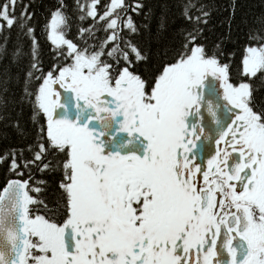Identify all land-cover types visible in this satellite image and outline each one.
Listing matches in <instances>:
<instances>
[{"label":"snow or ice","instance_id":"6c2138e0","mask_svg":"<svg viewBox=\"0 0 264 264\" xmlns=\"http://www.w3.org/2000/svg\"><path fill=\"white\" fill-rule=\"evenodd\" d=\"M98 3L74 0L91 18L80 43L63 34L68 5L50 10L45 69L30 5L0 0V29L30 39L21 100L36 125L26 148L0 152L14 177L0 187V264H264V102L250 83L264 81V31L233 79L232 53L201 42L204 5L182 3L178 45L150 54L131 39L140 3Z\"/></svg>","mask_w":264,"mask_h":264},{"label":"trees","instance_id":"16d2710c","mask_svg":"<svg viewBox=\"0 0 264 264\" xmlns=\"http://www.w3.org/2000/svg\"><path fill=\"white\" fill-rule=\"evenodd\" d=\"M27 2L33 16L31 24L35 29V37L38 43L39 57L47 69L51 64V45L46 36V24L50 10L54 9L59 0H23ZM68 5L66 14L70 17L68 28L64 31L66 38L80 43L77 32L80 27L87 28L91 18L83 21L77 19L78 11L72 5L74 0H63ZM87 2V0H81ZM108 0H99L96 5L99 11ZM129 2V0H125ZM142 5L136 13H131L132 19L139 27L138 32L131 37L134 43L146 48L150 54L157 50L174 49L179 41L178 29L188 25L180 15V5L186 0H136ZM198 8L205 6L208 13L207 23L201 25V42L209 51H214L219 42L220 48L225 54L231 52L230 75L233 79L239 76L240 58L242 49L249 43L247 37L250 32L260 33L264 31V0H192ZM234 3L235 11L229 14V8ZM161 23L163 26L161 27ZM7 35V52L0 56V89L6 87V91H0V152L9 148L22 149L31 144L36 138V125L32 119V105L27 98L21 100L23 71L27 66L30 53V39L15 26L5 33L0 29V43H4L3 36ZM83 35V34H82ZM104 35L99 29L94 33L95 40L89 39V43H95ZM19 47L21 55L13 62L11 52ZM261 73L252 78L250 83L258 90L253 91L257 102H264V81L259 79ZM7 76V83L4 84ZM246 79V77H245ZM13 124L16 127H13ZM25 155L28 153L25 151ZM40 174H37L39 177ZM13 176L8 173L6 165L0 163V187L6 179ZM47 179L49 187L43 194L45 202H50L54 196V177ZM51 206V205H50Z\"/></svg>","mask_w":264,"mask_h":264},{"label":"rangeland","instance_id":"374dc122","mask_svg":"<svg viewBox=\"0 0 264 264\" xmlns=\"http://www.w3.org/2000/svg\"><path fill=\"white\" fill-rule=\"evenodd\" d=\"M63 34L65 35V33L63 32ZM66 37V36H65Z\"/></svg>","mask_w":264,"mask_h":264}]
</instances>
